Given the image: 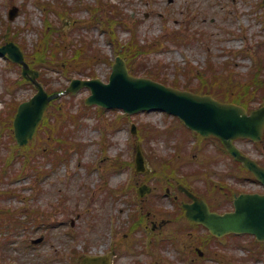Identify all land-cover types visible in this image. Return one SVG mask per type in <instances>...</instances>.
I'll list each match as a JSON object with an SVG mask.
<instances>
[{
    "label": "rangeland",
    "instance_id": "1",
    "mask_svg": "<svg viewBox=\"0 0 264 264\" xmlns=\"http://www.w3.org/2000/svg\"><path fill=\"white\" fill-rule=\"evenodd\" d=\"M13 6L19 7L20 13L10 21L8 12ZM111 18L122 21L120 26L112 24L119 41L127 42L134 34L141 44L154 45L152 48L145 45L150 52L142 54L136 64L165 77L169 83L178 80L185 84L184 81L195 79L206 68L210 55L218 63L231 59V75L239 80L250 71L253 57L264 60L263 0H0V41L15 36L30 49L40 40L45 27L57 26L68 44H83L101 51L114 63L117 52L108 38ZM98 59L96 74L107 81L112 63L104 62L102 56ZM45 77L50 90H60L70 83L59 72H53V68H49ZM35 92L32 85L22 81L21 67L0 57V192L11 188L17 194L1 198L0 209H11L27 222L31 210L49 216L42 226L36 220L17 233L12 232L15 235H0V264H79L82 254L113 252L118 254L114 264H242L240 259L247 257V249H258L250 236L207 242L205 231L190 226L181 232V240L174 239L170 234L186 221H178L182 211L164 197L163 178L152 175L135 178L132 169L124 170L123 174L111 169L113 165L116 167L115 158L119 156L123 162L134 160L139 141L132 136L130 124L135 122L151 167L163 170L170 166L169 172L188 181L202 196L210 197L216 210L232 208L230 199H224L218 191L220 185L244 191L262 190L225 153L220 142L200 141L177 119L166 114L139 113L116 127L113 121L122 111L107 110L103 117L98 115L96 107L84 111L89 91L68 98L61 114L64 117H69L68 113L82 114L83 122L75 135L82 151L70 150L69 162L59 166L54 165L52 157L39 156L38 166L49 174L33 179L35 174L25 165L30 162V152L15 153L16 142L9 134L7 123L13 118L16 105L30 99ZM51 111L54 113L55 106ZM151 127L161 130L154 141H148ZM169 128L173 130L172 136L165 134ZM236 144L245 154L264 161V145L259 147L243 139ZM55 150V143H51V151ZM15 161L14 169L20 170L16 173L21 178L10 179L4 170ZM133 179L155 186V192L146 202L133 200L135 192L124 191L136 183ZM37 184L42 194L36 191ZM137 208L160 214L159 222L172 218L178 221L161 230L158 237L171 240L161 242L163 245L158 250L150 249L151 241L144 243V229L133 234V242L124 238L132 225L130 216ZM5 219L4 212L0 220ZM41 236H45L44 243L33 245L32 240ZM197 238L209 254L207 260H193L196 257L191 247L194 240L199 243ZM249 264H264V255Z\"/></svg>",
    "mask_w": 264,
    "mask_h": 264
},
{
    "label": "water",
    "instance_id": "2",
    "mask_svg": "<svg viewBox=\"0 0 264 264\" xmlns=\"http://www.w3.org/2000/svg\"><path fill=\"white\" fill-rule=\"evenodd\" d=\"M17 13L12 10L11 18ZM23 65V74L39 90L29 102L19 107L14 126L20 145L28 143L36 132L50 101L60 96H49L37 81L38 72L33 71L24 61V54L14 43L0 47V55H6ZM92 89L87 104H99L113 108L121 107L129 113L140 110L160 109L178 115L185 123L204 136L222 139L237 160L251 170L264 183V168L245 157L232 143L233 139L248 137L260 141L264 137V107L256 109L251 116L244 108L214 100L211 96H200L186 91L165 87L148 79L129 76L126 64L118 58L109 85L100 80L72 81L66 93H77L83 88ZM139 170H143V156L138 152ZM192 196V195H191ZM193 197V196H192ZM194 203L186 205L189 219L202 223L217 236L227 233H251L264 241V195L243 194L235 200L236 210L219 215L212 213L207 204L193 197ZM96 264V263H91Z\"/></svg>",
    "mask_w": 264,
    "mask_h": 264
},
{
    "label": "trees",
    "instance_id": "3",
    "mask_svg": "<svg viewBox=\"0 0 264 264\" xmlns=\"http://www.w3.org/2000/svg\"><path fill=\"white\" fill-rule=\"evenodd\" d=\"M137 45L131 44L126 49H124V54L128 56L129 60L132 61L134 57V50H136ZM143 49L140 47L136 52H141ZM67 49L63 47L62 44H58L54 41H49L47 39L44 48L41 53L35 52L29 53L28 57L33 66H38V68H43L44 65L49 64L50 62L55 63L60 59L64 60V64L70 66V69L74 72L86 70V68H79L78 66L72 67V61L66 59ZM59 54H62L64 57L58 58ZM37 56V58L35 57ZM73 65V64H72ZM258 71L253 74L251 81L244 83L240 87H234L228 91L229 97L222 93L223 98H228L233 101L240 102L247 107L252 106V103L256 100V97H259L261 101H264V76L263 70L264 66L257 65ZM252 88V89H251ZM203 90V89H200ZM212 93L216 94L214 90H210Z\"/></svg>",
    "mask_w": 264,
    "mask_h": 264
}]
</instances>
